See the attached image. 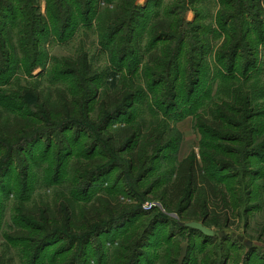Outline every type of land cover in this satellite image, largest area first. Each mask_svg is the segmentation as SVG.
I'll return each instance as SVG.
<instances>
[{
  "label": "rangeland",
  "instance_id": "374dc122",
  "mask_svg": "<svg viewBox=\"0 0 264 264\" xmlns=\"http://www.w3.org/2000/svg\"><path fill=\"white\" fill-rule=\"evenodd\" d=\"M174 1L176 2L162 0L159 17L155 11L157 7L152 4L136 17L137 32L134 39L135 47L141 50L139 58L136 55L131 72L124 69L115 74L109 68L111 56L102 45L110 17L116 11L114 3L99 2L97 18L90 25H79L72 31L69 39L51 40L44 48L41 47L39 60L42 67L33 71L31 76L23 69L25 61L20 51L21 26L16 24L17 19L12 21L7 14V21H10L7 37L12 61L9 63L10 71L3 73L9 65L6 66V62L0 59V129L5 133V136H0V141L20 139V142H16L17 150L10 149L11 153L15 151L16 161L0 176V264H60L66 257L68 262L76 261V264H119L121 261L123 264H132L135 260L138 264H264V0H259L261 16L258 17V23H255L256 26L252 24L254 28L258 25V30L249 35L257 50L253 51L259 60L258 72L252 71L255 73L237 80L253 97L251 113L249 107L245 106L237 116L229 117L231 120L225 126L227 130L224 134L235 135V141H223L226 137L224 134L222 139L201 141L202 132L195 127L199 115H210L214 102L222 97L219 93L221 86L230 90L232 87L230 82L218 76L210 66V62L215 64L214 59L221 48L219 46L225 41L227 49L229 44L223 32V37L218 38L217 35L222 31L217 24L219 2L190 0L189 8L183 11L181 18L177 13L167 14L168 11H173ZM51 2L40 0L39 7L43 15L46 16V6ZM149 2L150 0H136L143 8ZM182 19L185 23H202L211 30L203 35L207 36L205 43H209L210 49L205 46L204 50L197 48L205 53L198 76H194L190 70V63L195 62L188 54V42L177 60L180 72L176 82L178 101H190L185 108L177 111L182 115L185 110H190V116L180 120L179 116L177 118L161 110L159 101L164 97L158 95L160 88H154L156 93L150 90L153 89L150 88L153 81H157V68L150 72H146L145 68L147 60L156 49V53H161L162 48L172 45L170 48L172 52L175 51V42L165 39L168 33H179L177 27ZM248 19L253 20L251 17H247ZM52 22V18L48 16V31L53 29ZM126 29L128 27L125 31ZM155 38L163 41L157 42L156 46V43L151 42ZM158 58L159 54L156 59ZM57 61L64 64L60 67L66 66L70 71L76 69L75 74L50 77L51 71L59 65L56 64ZM79 69H87L91 73L86 75ZM87 79L95 82L91 84ZM122 81L133 85L130 93L134 96V105L129 112L117 116L106 125L105 116L100 118V103ZM24 90H28L26 96L23 95ZM32 90L42 94L43 100H50V107L54 112L70 109L71 105L68 103L75 98L81 111V116L78 114L81 126H51L52 128L47 129L48 135L40 134L42 136L35 138L27 127L33 123L44 126L37 118V115L44 117V113L35 107L37 94ZM167 94L170 95L171 91L167 90ZM90 97L91 101L88 100ZM61 98L67 99V105L60 102ZM26 111L36 114V117L25 116ZM44 121L48 123L47 118ZM101 127L107 128L103 137L105 145L96 147ZM126 127L131 128L133 142L124 143L113 150L109 146L112 144L108 143L114 141ZM22 129L26 131H21ZM255 129L261 132L258 141H253L252 138ZM37 131L42 130L38 128L33 132ZM178 134L182 135V150L187 145L193 146L199 159L201 142L222 143L230 148V157L221 154L219 158L221 164L216 171L222 182L219 183V200L209 198L208 210L193 213L190 209L189 213L182 215L175 209L167 208L158 197V193L175 176L173 167L181 146L176 141ZM168 141H172L171 146H168ZM22 145L23 150H19ZM141 146L143 153L139 149ZM8 152V148H0V162ZM101 152H106L107 155L99 167L106 163H111L112 167L88 185L89 182L83 181L81 177H87L89 167L100 157ZM139 157L145 160H142L141 170H137V177L132 171L136 169ZM77 190L80 198L73 195ZM72 196L77 215L72 218L71 224L76 228L86 219L97 215L98 209L105 215L103 214L99 224L93 225L94 228L122 214H127L128 217L112 225L100 238H93L87 247L76 244L68 252L57 255L56 246L64 243L61 237L77 236L70 232H59L66 226L58 225L64 223L60 204ZM97 200L99 203L94 207L92 203ZM116 207L121 209L119 214L106 215V208L114 210ZM43 212L51 220L50 223H58V227L55 224L50 228L43 220ZM191 221L202 222L214 231V236L203 240L201 236L191 235L187 230L181 229L182 223ZM79 231L77 229V233ZM19 234L34 237V240L15 238ZM44 237H50V242L40 253L33 252V241L38 242ZM124 242L128 243L127 251L122 247ZM125 253L127 257L123 259ZM130 256L132 260L127 259Z\"/></svg>",
  "mask_w": 264,
  "mask_h": 264
},
{
  "label": "trees",
  "instance_id": "16d2710c",
  "mask_svg": "<svg viewBox=\"0 0 264 264\" xmlns=\"http://www.w3.org/2000/svg\"><path fill=\"white\" fill-rule=\"evenodd\" d=\"M49 1L52 2L46 6L45 16L42 14L39 7L40 0H0V59L6 62V66L9 65L5 68L3 73L10 71L9 63L12 61V52L9 48V40L7 37V28L10 25V21H7L8 17L6 18L7 14L8 16H11L12 21L17 19L16 24H19L21 26L22 42L20 43V51L25 61L23 69L31 76L33 71H35L39 67H42L39 60L41 47L44 48V45L51 40L64 41L69 39L72 36V31H74L79 25H90L93 20L97 18L96 11L99 2L101 3L102 1H104L108 4L114 3V5H116V11L114 10L113 14L110 17V22L108 23L109 27L105 35V42L102 41V45L105 46V51L111 56V65L109 68L115 74L122 72L124 69L131 72V69L136 62V55L139 58V52L141 50H138L135 47L134 39L137 32L136 17L139 16V14H143L144 11L149 8L150 4H152L153 7H157L155 8V11L157 12V17H159L160 7L162 6V0H150L146 8L138 5L136 3V0ZM218 2L220 11L217 15V24L222 29V31L216 33L218 35V38L223 37L222 34L224 33L225 37L227 36L228 38L229 44L227 49L225 48V46L227 45H224L226 43L225 41L219 46V48H221L219 49L218 56H216L214 59L215 64L212 65L210 62V66L215 69L218 76L225 78L227 82H230V84H232V87H230V85L228 86L231 88L230 90L229 88L226 89L224 86H221V92L219 93L222 97H219L218 102H214V106L211 108L210 115L208 113H205L203 115H199V117L197 118L195 127L202 132L203 139L201 141H213L220 138L222 139V134L226 133L227 130V127L225 126L230 122L229 120H231L229 119V117L237 116V113H240V109L245 106H247V108L249 107L250 112L253 97L250 91L244 90L245 87L239 85L240 82H238L237 80L243 79L249 74H254L256 71L258 72L259 60L255 52L253 51L255 50V44L251 43L249 35L253 31L258 30V25L256 28H254L252 27V24H255L256 22L258 23V17L261 16V2H259V0H218ZM189 3L190 0H176V2L174 1V5L171 9L173 11H168L167 14L172 15L177 13L180 14L179 16H181L182 18L183 11L189 8ZM246 13H248L247 16ZM48 16H50L53 21V29L51 31L47 30ZM247 17H251L253 20H247ZM182 20L183 21H179L177 27L179 29V33H168V37L167 39H165L171 42H175V51L172 52V48H170L172 47V45L168 48H162L161 53H156V49L155 53L151 55V58L147 60L148 63L146 64L145 68L146 72H150L151 70H155L157 68V81L156 79L153 81V83L150 85V88L153 89L150 90L152 93H156V91L154 90L158 87L160 88L158 95L164 97L163 100L159 101L161 110L166 114H171L174 117L178 118L179 116L180 120L190 116V110H185L182 115H179V113L177 112L182 108H185V105L189 104L190 101L186 100L184 103H179L178 101L179 96L177 95L176 91V82L179 79V77H177V74L179 75L180 72L179 65L176 64L177 60H179L180 58L183 46L188 42L190 44V52L188 54L190 55L191 60L195 62L190 63V70L192 71L193 75L195 74L194 76H198L199 72L202 70L201 65L204 59L203 57L205 56V53L203 52L204 46L205 48L207 47L210 49L209 43H205V41L207 40V36L203 37V35H207V33H209L211 30H209L208 26H205L202 23L196 25L194 23H185L184 19ZM230 23L232 24L230 25ZM127 27L128 29H126L125 31V28ZM242 31H244V33H242ZM260 38H262V35L260 36ZM161 40V38H155L154 41L151 42L156 43L157 46V42ZM211 42L212 40L210 41V44H212ZM149 48L150 47H148V49ZM197 48H203V50L199 51L197 50ZM13 49L15 51L14 46ZM255 51L257 52V50ZM14 53L16 54L17 51H15ZM157 54H159L158 59H156ZM56 64L58 66L51 71L52 73H50V77L55 78L66 73L72 75L75 74L76 69H73L75 71H70V69L65 68L66 66L60 67L64 65L63 63L57 61ZM80 70L81 72H85L86 75H89L91 73L90 70L87 69H79V71ZM62 71L63 73H61ZM159 72L161 73L159 74ZM158 74L160 76H158ZM88 82L92 84L95 82V80H88ZM128 83L129 82L122 81L119 86L116 87L115 91L112 92V94H109L108 96L106 95L101 101L100 108L102 111L100 118H103L105 116L106 125L113 121L117 116H120L127 111L129 112V109L133 107L135 99L132 93H130L133 90V85ZM167 90L171 91L170 95L167 94ZM32 92H34V94H37L35 107L37 106L44 113V117H40L37 115V118H39L41 122H43L44 126L40 127V125H37L32 121V126L27 127L31 130L30 132H32V135L35 136V138L42 136L40 134H43V136L48 135L49 131L47 129L52 128L51 126H54V128H59V126L66 127L68 125H72L76 128H79V126H81V111H79L77 107L78 101L75 98H72V101L70 103L67 102L69 105H71L70 109L66 110L64 108L60 111L57 110L54 112L52 107H50V100H43L42 94L40 95L39 92H35L33 90ZM27 93L28 90H26L23 95L26 96ZM6 100L8 101L9 99ZM60 100L61 103L66 104V98H61ZM88 100L91 101V97L88 98ZM85 108H87V105L85 106ZM255 113L256 112H254V114ZM25 116H30L32 118V116L36 117V114H31L26 111ZM44 118L48 119V123H45ZM58 121L60 122L57 124ZM129 126L133 129L131 125ZM130 127L124 128L121 133H118V137H116L114 141L108 143L112 144V146L109 145L110 148L116 150L117 146L123 145L124 143L129 144L133 142L134 137L131 136L132 131ZM38 128H40L42 131L33 132ZM21 131H26V129H22ZM99 131L101 132L100 139H97L98 145L96 144V147L105 145V143L103 142V137H105L104 133L107 132V128L101 127ZM259 131L260 130L255 129V131L253 132L254 134L256 132V135L253 134V141H258L259 138H261L259 137V134L261 133ZM4 134V131L0 129V136L3 137L5 136ZM224 135L226 137H224L223 141L237 140L235 135ZM126 139H128V141H126ZM17 140L18 139H16L15 141H0V148L3 147L9 149V152L3 155V159L0 162V176H2L7 170H9V168L17 159L15 157L16 155H14L15 151L13 153H11L10 151V149L17 150L16 148L18 143L16 142H20V139L18 141ZM176 141L181 144V134H178ZM168 144V146H171L170 144H172V141H168ZM22 146L23 147H21V149L19 150H23L24 145ZM200 146V159L193 150L182 161L179 160V147L175 165L173 167V174L175 175L174 179L172 182L168 183L160 193H158V197L164 201L167 208L175 209L179 212V214L182 215L189 213L190 209H192L193 213H198V211L201 210L205 211L208 210V208L210 209L208 205L209 198L219 200V183H222L219 176L216 174V171L217 169H219V165L221 164V160L219 158L221 154L227 157L231 156V151H229L230 148L226 147V145L222 143L206 144L204 142H201ZM139 149L141 153L144 152L142 146ZM105 153L106 152L99 153L100 157H97L94 160L93 164L89 167V170L87 171V177L84 175L81 177L83 181L85 180V182H89L88 185L94 182V180L97 179V176H100L105 170L111 169V163H106L99 167V165L104 162V157L107 155V153ZM157 156V158L160 157L158 154ZM142 160L144 161L145 159H142L141 157L138 158V162L135 165L136 169H133L134 171H132V174L134 173L137 175V170H141L143 162ZM135 166H133V168H135ZM141 174H143V172L140 173V176ZM138 176L139 175H137V177ZM73 195H75V198L81 197L79 196L78 190ZM72 200L73 196L72 198H66L62 201L63 203L61 202L60 204V213L64 221V223L62 224H58L55 222L50 223L51 220H49L43 212V220L45 219L44 221L50 228L55 224V226L58 227V224L60 226H66L63 231L59 232L63 234L67 232L77 234L76 237H73L72 235L61 237V239L64 240V243L56 246L55 251L57 252V255L68 252L69 249H72L76 244H80L81 247H87L88 245H90V242L94 240L93 238H100L102 233H104L108 228H110L114 224L120 223L128 217L127 214H122L117 218L110 219L103 223V225L94 228L93 225L99 224L100 220H102L103 216L105 215L103 212H101L100 209H98L97 215L91 217L90 219H86L85 222L79 225L80 227L76 228V226L71 224L72 218L77 215L76 211L74 210ZM192 200L193 203L191 204ZM97 202L99 203L98 200L92 203L94 207ZM113 209L114 210H110L109 208H106V215H117L121 210L118 207ZM70 213H72V215ZM185 217L187 216L185 215ZM59 222L61 223L62 221ZM180 227L183 230H187L191 235L201 236L203 240H209L213 237L207 236L197 229L182 225H180ZM81 228L84 229L81 230ZM77 229L80 230L79 233H77ZM15 238L34 240V237H29L22 234L15 236ZM50 240V237H44L42 239H39L38 242L33 241V252L40 253L41 251H43V248H45L44 246H46L47 243L50 242ZM128 241H130V239H128ZM127 242H124L122 244V247L126 251L128 250ZM245 247H247V245ZM83 251L85 253V250ZM32 256L34 257V255ZM125 256L127 257L126 253L125 255H123V259H125ZM127 259L132 260V257L130 256ZM121 262H119V264H123ZM60 264H76V261L68 262V259L66 257L64 261H61ZM132 264H138V262L135 260V262Z\"/></svg>",
  "mask_w": 264,
  "mask_h": 264
},
{
  "label": "water",
  "instance_id": "95a60500",
  "mask_svg": "<svg viewBox=\"0 0 264 264\" xmlns=\"http://www.w3.org/2000/svg\"><path fill=\"white\" fill-rule=\"evenodd\" d=\"M181 225L197 229L207 236H214L215 234L213 230L209 229L207 226H205L202 222L199 221H191L187 223H182Z\"/></svg>",
  "mask_w": 264,
  "mask_h": 264
},
{
  "label": "crops",
  "instance_id": "0c3cea01",
  "mask_svg": "<svg viewBox=\"0 0 264 264\" xmlns=\"http://www.w3.org/2000/svg\"><path fill=\"white\" fill-rule=\"evenodd\" d=\"M182 145L183 144H181V146H180V151H179V160H183V159H185L192 151H193V146H186V148H183V150H182Z\"/></svg>",
  "mask_w": 264,
  "mask_h": 264
}]
</instances>
